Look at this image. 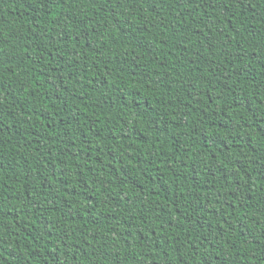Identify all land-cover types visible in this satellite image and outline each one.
<instances>
[{
  "label": "trees",
  "instance_id": "16d2710c",
  "mask_svg": "<svg viewBox=\"0 0 264 264\" xmlns=\"http://www.w3.org/2000/svg\"><path fill=\"white\" fill-rule=\"evenodd\" d=\"M0 264H264V0H0Z\"/></svg>",
  "mask_w": 264,
  "mask_h": 264
}]
</instances>
